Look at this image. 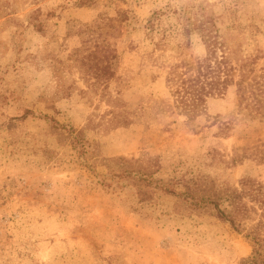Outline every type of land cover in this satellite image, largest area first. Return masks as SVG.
Instances as JSON below:
<instances>
[{
    "label": "rangeland",
    "instance_id": "1",
    "mask_svg": "<svg viewBox=\"0 0 264 264\" xmlns=\"http://www.w3.org/2000/svg\"><path fill=\"white\" fill-rule=\"evenodd\" d=\"M188 21L207 24L247 78L264 75V0H0V264L251 256L245 230L177 214L165 194L139 202L111 174L123 157L154 161L161 183H264V110L246 108L247 92L241 102L237 70L192 118L173 102L167 74L193 72L206 55Z\"/></svg>",
    "mask_w": 264,
    "mask_h": 264
},
{
    "label": "trees",
    "instance_id": "2",
    "mask_svg": "<svg viewBox=\"0 0 264 264\" xmlns=\"http://www.w3.org/2000/svg\"><path fill=\"white\" fill-rule=\"evenodd\" d=\"M148 24L152 27L151 21ZM194 30L200 33L206 55L196 62L193 72L172 70L167 74L165 82L175 106L189 118L203 112L208 98L225 94L226 86L233 78L232 72L237 70L239 79L235 85L241 102L248 100L247 92L251 101L246 108L254 114L261 113L264 110V75L247 78L245 64L238 69L233 67L224 45L204 22L183 24L185 34ZM248 80L250 82L246 83ZM70 141L74 149L86 153V141L79 132H75ZM112 162L121 169L117 174L111 173L113 178L127 181L134 188L139 202L152 201L155 196L165 194L174 198L173 208L177 214L210 216L227 223L235 231L245 230L252 243V254L242 264H264V183L244 178L239 187H231L217 184L203 175L183 176L161 183L152 177L154 161L151 159L143 163L121 157L112 159Z\"/></svg>",
    "mask_w": 264,
    "mask_h": 264
}]
</instances>
